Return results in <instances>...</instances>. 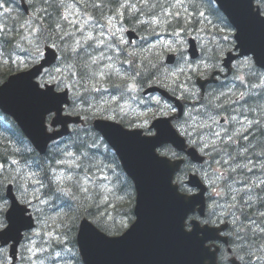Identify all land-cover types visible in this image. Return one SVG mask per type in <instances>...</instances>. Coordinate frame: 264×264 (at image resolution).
I'll return each mask as SVG.
<instances>
[{
  "label": "trees",
  "instance_id": "obj_1",
  "mask_svg": "<svg viewBox=\"0 0 264 264\" xmlns=\"http://www.w3.org/2000/svg\"><path fill=\"white\" fill-rule=\"evenodd\" d=\"M28 2L32 9V17H28L20 11L16 0H0V83L9 74L21 69L25 63L39 55L42 44L50 38L56 37L61 38L59 45L66 50L72 49L73 53L76 51L75 54L80 59L71 61V64L84 66L82 75L85 79L90 74L85 69H88L90 64L98 62V59H100L98 63L102 67V72L105 74L113 76L114 68L117 65L124 71L126 61L129 60L134 65L132 71L135 74L134 77L138 75V80L141 81L144 77L147 79L155 77L154 74L148 75L154 71L152 66L156 63L153 58V50L137 51L132 58L120 54L119 57L123 58V61H118L116 60L118 54H109L116 42L82 39V42L75 44L73 38H62L60 29L63 23L61 24L60 21L59 0H28ZM75 4L83 10L82 18L88 22V25L90 23L101 25L108 20L107 18L112 19L117 16V19L123 21L127 27L131 26L139 31L146 40H150L154 34L155 25L150 22L153 16L160 18L158 24L160 26L157 25V29L160 28L161 32H169L178 28L182 31L181 35L184 36L189 33L194 34L191 29L196 30L199 27L206 28L208 26L206 20L201 17L204 14L209 15L215 21L225 22L210 0H184V2L179 1L175 5L170 0H86L82 3L80 0L79 2L75 1ZM34 16L35 24L30 25ZM162 18L164 21H161ZM39 24L41 27L38 26ZM221 45L223 43L214 40L212 48L215 50L211 53L214 54ZM80 48L82 49L80 50ZM29 54L34 55L33 58ZM216 55L215 53L213 57H219ZM105 59L110 60V64L104 67L102 64ZM142 81L147 80L143 79ZM261 87L258 86L257 89L260 90ZM261 91V94H257V122L261 123L257 126V151L262 155L261 163L257 162L261 174L257 173V184L253 183L250 186L252 197L248 200L255 202L257 207L246 206L245 209H241L240 216L242 224L248 228L251 227L253 221L257 222L254 240H251V243L264 250V88ZM9 122L10 124L6 125L0 120V179H7L9 176L20 179L22 173L17 172L19 168L17 164L22 167L23 172H33L39 182L43 180L41 191L36 195H40V200L44 204L43 215L46 220L51 218L52 225L57 223L60 227H63L64 224L68 227L62 238L56 237L51 243H43L46 246L41 248V253L36 257L35 262L44 261L46 264L53 253L68 249L70 240L74 242L77 220L83 216L92 219L99 228L106 232H117L120 223L116 224L114 220L105 219V213L108 214V212L103 207L100 192L98 191V194L96 188H92L91 193L84 192L86 189L81 185V178L77 186L68 185L76 182L81 176V172L77 170L69 173L70 176L63 186V189L69 192L62 196L61 188L54 181L55 168L60 170L61 166V157L58 158L57 151L52 157L41 158L24 139L14 123ZM87 145H89V140L84 135L77 137L71 143L72 150L79 158H76L79 162L91 155L85 148ZM242 163L235 164V166L239 167L240 164L244 167L246 164ZM245 177L244 172L239 171V177L235 175L234 180H242ZM246 179L248 178L246 177ZM19 181L21 182V180ZM11 183L14 184L16 190V180H12ZM31 187L32 185H24L27 194L31 193ZM127 191L133 201L130 186ZM28 204L32 205L33 203L28 202ZM126 212H130V210L127 209ZM35 216L39 220L40 216L37 213ZM110 216L116 220V214H110Z\"/></svg>",
  "mask_w": 264,
  "mask_h": 264
},
{
  "label": "water",
  "instance_id": "obj_2",
  "mask_svg": "<svg viewBox=\"0 0 264 264\" xmlns=\"http://www.w3.org/2000/svg\"><path fill=\"white\" fill-rule=\"evenodd\" d=\"M215 1L220 10L229 17V21L239 29L236 41L241 53H253L256 64L264 67V20L251 14L250 0ZM46 62L44 60L28 72L11 76L0 87V108L14 118L22 132L41 153L51 140L66 133L67 124L60 116L64 98L53 93L56 97L52 96L51 89H48V94H45L47 89L37 91L38 86L33 82L39 74L40 66ZM33 73L37 75L33 76ZM62 98L59 111L61 122H57L56 116L52 122V126L61 125L62 129L50 135L46 134L44 115L59 108V99ZM160 123L158 121L155 128ZM95 128L113 146L124 170L134 182V213L137 222L120 237L108 238L83 220L78 234V246L84 264H204L209 249L205 243L212 240V236L205 231L204 239H198L196 233L201 231L198 227L191 234L185 233L183 221L190 210V202L170 186L169 165L153 155L150 141L156 137L143 141L134 136L136 133L101 122H97ZM178 142L176 147L182 150L183 143L180 140ZM192 158L197 160L193 155ZM194 183L200 192L189 198L197 199V211L201 212L204 189L193 179L188 184L192 186ZM8 193L11 194L10 191ZM10 212L11 207L6 213V219ZM9 219L12 220L11 230L23 227L20 230L22 231L32 226L30 217H24L28 222L22 220V211L19 214H10ZM18 233L11 240L14 242L13 247L19 241Z\"/></svg>",
  "mask_w": 264,
  "mask_h": 264
},
{
  "label": "clouds",
  "instance_id": "obj_3",
  "mask_svg": "<svg viewBox=\"0 0 264 264\" xmlns=\"http://www.w3.org/2000/svg\"><path fill=\"white\" fill-rule=\"evenodd\" d=\"M251 14L255 17L260 18V12L261 10H264V0H250ZM224 13V12H223ZM225 14V13H224ZM225 19H229L227 15H225ZM233 30L239 31L238 27L232 22ZM221 51L223 48L228 47V45H221ZM254 57L253 53H246L244 54L243 63L245 65H250L252 62V58ZM40 59V56H36L33 58V62L38 61ZM186 63V61H185ZM217 67H220L217 65ZM221 71H223V68H220ZM33 76H36V73L32 74ZM47 76H51V71L46 73ZM43 86V81H41V87ZM37 91L40 92V90L37 88ZM195 91V90H193ZM51 92V90H50ZM49 90L45 93L48 94ZM51 95L56 97L55 95ZM60 104L59 108L53 109L47 113H45L44 117L51 118L53 115L57 117V122L60 123L59 119V111H60V105L63 103V98L59 99ZM165 108H170L169 105L165 104ZM175 110V109H171ZM147 123V121L145 122ZM153 132L156 134V139L151 140V147L153 155L161 161L166 162L169 165L170 168V177L169 182L170 186L174 188L178 195L182 191H187L188 193H194L197 190V185L194 183L192 186H189L185 183L186 180H188L193 174L196 175H202L201 169L195 164L189 157H184V162L181 164L172 163L171 161L180 159V154L178 151V148L176 147L178 145V140L175 136V133L172 132L171 128L168 127L167 124L160 125L153 129ZM159 150L160 155L157 156L156 152ZM161 156L168 157L167 159H161ZM12 180H16L17 187H16V195L20 199L21 203H27V191L24 189L23 184L19 181V179L9 176L7 179H0V244L6 243L12 239H14L17 235V233L23 228H17L15 230H11L12 220L9 219L10 214H19L22 211V220L24 222H28L24 219V214L26 212V209L20 208L14 199H12V195L7 192L6 185L11 182ZM186 201L190 202V210L187 212L184 221H183V228L185 231L186 227V221L190 222L192 220H199V223H188L187 226L194 229L197 226L201 231L197 232V238L198 239H204L205 231L208 233L214 234L209 228H201V224L205 225H212L215 224L216 221L213 219V216H215V213H211L208 217L201 219L196 214V204L197 199H190L188 196H183ZM11 207V212L8 213L7 219L4 217V212ZM129 220L133 221V225L137 222V216L130 215L128 217ZM132 225V226H133ZM6 229V231H4ZM187 233V232H185ZM193 233V232H191ZM188 233V234H191ZM224 235H230L229 233H223ZM208 240V239H207ZM206 249V248H204ZM234 255H237L241 261H244L245 254L242 252H235ZM231 255L226 251L222 250L220 253H215L213 250L207 249V258L204 260V264H229Z\"/></svg>",
  "mask_w": 264,
  "mask_h": 264
},
{
  "label": "flooded vegetation",
  "instance_id": "obj_4",
  "mask_svg": "<svg viewBox=\"0 0 264 264\" xmlns=\"http://www.w3.org/2000/svg\"><path fill=\"white\" fill-rule=\"evenodd\" d=\"M214 93L218 92L215 91ZM246 93L252 92L246 91ZM209 99H212V97ZM209 102L211 101L209 100ZM213 102H217V100L214 99ZM241 104L242 105L234 108L231 107L230 103L227 104V102L224 101L223 105L227 111L229 110L231 114L230 118L233 122L232 128L228 131L227 136L233 139L236 142L235 145L237 146L233 149L228 147L219 148L212 146L210 147V154L219 161H224L225 158L228 159L229 163L226 165L230 167L227 168V173L229 175H231L230 169L234 163L237 164L244 162L246 164L244 167L239 165L240 172L243 171L247 177L252 180L254 179V182L257 183V169L251 168V170L254 171H250L245 168L251 163L252 159H257V94L253 93V97L247 96V99H243ZM253 145L255 148L252 149ZM237 168L238 167H235V170L236 172H239ZM230 180L231 178H229L228 181ZM252 180L249 182H252ZM231 184L233 183H227L228 188H230ZM248 202L249 203L246 204L247 206L257 207L256 203L251 201Z\"/></svg>",
  "mask_w": 264,
  "mask_h": 264
},
{
  "label": "bare ground",
  "instance_id": "obj_5",
  "mask_svg": "<svg viewBox=\"0 0 264 264\" xmlns=\"http://www.w3.org/2000/svg\"><path fill=\"white\" fill-rule=\"evenodd\" d=\"M75 1H77V2H79L80 0H75ZM75 1H72V0H61V2H60V5L59 6H61V10H60V12H61V14L65 11V10H67V9H69V8H71L73 5H75ZM84 1H86V0H81V3L82 2H84ZM58 4V3H57ZM82 16H83V14H82ZM74 19H73V21H75V22H73V23H65V24H68V26H70V27H66L65 28V33H64V35L62 36V38L63 37H65V38H69V39H72L73 38V41H74V43L75 44H77V43H80V42H82V39H84V38H81V36H83V34H81V33H84V32H90V33H93V32H101L102 33V30H103V28H104V26H105V24H106V21H104V23L103 24H101V25H99V24H92V23H90L89 25H88V22H86L85 20H84V18H82L81 17V15L80 16H74L73 17ZM107 19H111V18H107ZM79 20H80V26H78L76 23L77 22H79ZM57 26V25H56ZM72 33H73V36H72ZM80 34V35H79ZM187 35H192V36H194V34H191V33H189V34H187ZM98 38V39H97ZM105 40L104 38H102V36H100V37H92L91 39H84V40H87V41H90V40ZM79 45V44H78ZM70 47V46H69ZM79 47V46H78ZM75 49V48H74ZM82 48H80V50H81ZM72 50V49H71ZM70 50V51H71ZM78 51V50H77ZM212 51H210V53H211ZM75 53H76V51H75ZM209 53V54H210ZM83 54V53H82ZM80 55V54H79ZM154 59H155V57H153ZM116 60H118V61H123V58L121 59L120 57H119V55L116 57ZM156 60V59H155ZM98 62H100V59H98ZM110 62V60L108 61L107 59H105V61H104V63L102 64V66H107L108 64H110L109 63ZM129 65V69L127 68H124L123 70L124 71H122V68L121 67H119L118 65L114 68V71H113V74H116V73H119V74H126L128 77L130 76V79L131 80H135V81H140V80H138V75H137V77H134V73H133V71L132 70H134V65H132V63H131V61H129V60H127L126 61V64L125 65ZM248 91H250V92H252V93H248V97H253V93H256V94H261V92H258V91H256V90H248ZM131 97H133L132 95H131V93H129V92H127L126 90H121V92L120 93H115V98L117 99V100H124V101H127L129 98H131ZM264 98V97H263ZM141 100V99H140ZM210 100V99H209ZM212 100H214V99H212ZM143 101H145V100H143ZM145 102H147V101H145ZM264 102V101H263ZM146 107V106H145ZM140 108H144V105H142ZM264 109V108H263ZM254 114V113H253ZM256 116H257V114H256ZM259 125H261V123H258L257 122V126H259ZM213 157V156H212ZM221 161V160H220ZM221 162H223V161H221ZM227 163H229V162H227ZM235 163L233 164V166L231 167V169H230V173H231V175H229L228 173H227V175L229 176L228 178H231V180L230 181H228L227 183H238V182H234V180L233 179H235V175L236 176H238L239 177V172H236V170H235ZM246 169H247V167H245ZM239 171H240V169H239V167L237 168ZM252 169H255V168H252ZM226 171H227V169H226ZM250 171H254V170H250ZM252 175H254V174H252ZM247 177V176H246ZM246 177H245V179H242V180H239L242 184H244V185H242L245 189H243L244 191H242L241 193H239V195L240 194H242V193H245V194H247V193H249L250 194V191H252V188H250V186H252L253 185V183L254 184H257V183H255L254 182V179H253V182H249L250 180H249V177H247L248 179H246ZM251 179V178H250ZM230 189H231V186H230V188H228V191H230ZM239 195H238V197H239ZM255 203V202H254ZM29 205V207H30V209H31V211L34 213V218L37 220V217L35 216V211L33 210V205H30V204H28ZM38 221V220H37Z\"/></svg>",
  "mask_w": 264,
  "mask_h": 264
},
{
  "label": "rangeland",
  "instance_id": "obj_6",
  "mask_svg": "<svg viewBox=\"0 0 264 264\" xmlns=\"http://www.w3.org/2000/svg\"><path fill=\"white\" fill-rule=\"evenodd\" d=\"M60 2H61V0H59ZM62 3V2H61ZM161 21H164V19L162 18L161 19ZM66 27H70V26H68V24H62L61 25V29H60V33H62L61 35L63 36L64 35V33H65V28ZM117 32H119V29L117 30ZM83 34V36H81V38H84V39H91L92 37H100L101 36V32H93V33H90V32H84V33H82ZM208 54L210 53V51L209 52H207ZM143 54V53H142ZM96 74H99V71L98 72H96ZM214 94V95H213ZM219 96L218 95V93H212L211 94V97L213 98V99H215L217 96ZM132 98L133 97H131V98H129L127 101H125L126 103L123 105V107L125 108V110H129V111H131V104H130V102L129 101H131L132 100ZM210 101L212 102V99H210ZM129 102V103H128ZM136 104L139 106V107H141L142 105H144V108H146L148 105H149V103L148 102H145V101H143V100H140V99H136ZM146 106V107H145ZM217 107V106H216ZM215 108V106L213 107V109ZM122 109V107L121 108H119L118 110L120 111ZM136 110V109H135ZM135 112V111H134ZM208 119V118H207ZM204 122V121H203ZM218 133V132H217ZM211 137H213V140L214 139H217V137H219L218 136V134H216L215 136H214V134H211V133H206L205 134V136H204V140L206 141V142H210V138ZM215 137V138H214ZM253 148H255V146L253 145L252 146V149ZM256 148H257V146H256ZM256 154H260L259 153V151H256ZM225 164H227V162H228V159L227 158H225L224 159V161H223ZM238 164V163H237ZM241 164H243V163H241ZM240 165V164H239ZM216 172H217V174H221L222 173V170H220V169H218V168H216ZM55 173V172H54ZM69 176L70 175H67V174H62V173H59V172H56V174H55V178L58 180H61V181H63L64 179H67V178H69ZM80 178H81V185H82V187H85L86 186V189H88V191H91V189L92 188H96V184H95V182L94 181H89V177L87 178L86 177V175L85 174H83L82 176H80ZM79 180V179H78ZM249 180L251 181L252 179H250L249 178ZM234 181H236V182H238V183H233V184H231L230 186H231V189H230V191H228V193H229V195H230V203H229V205H228V207H227V209L233 204V203H235V201H236V199H237V196L239 195V193H241L242 191H244L243 189H245L242 185V183L239 181V180H234ZM252 182H253V180H252ZM110 183L109 182H107V185H109ZM240 196V198L239 199H241V201H242V203H245V202H247V200H249V198H251L252 197V195L251 194H249V193H247V194H243L242 196L241 195H239ZM31 199L34 201V198L33 197H31ZM34 202H36V201H34ZM231 202H232V204H231ZM37 203V202H36ZM38 204V203H37ZM33 205V210L40 216L39 217V225H40V227L41 228H43L46 224H48V223H46L47 222V220H46V217L43 215V203H40V205L41 206H35L34 204H32ZM226 204H221L220 206H218L219 208H221L220 210H219V213L220 214H222L223 213V210H224V208H226ZM245 206H247V205H245ZM214 208H215V210L217 209V205H214ZM65 232H67L66 230H65ZM40 234V231L39 230H35V232H34V234H33V236L32 237H34L35 239L38 237V235ZM48 238H49V236H46L45 237V240H48ZM32 244H33V242H31L30 244H26L27 246V251H30V249H31V247H32ZM39 252H36V253H32V256H34V254H38ZM36 264H45V262L44 261H38V262H36Z\"/></svg>",
  "mask_w": 264,
  "mask_h": 264
}]
</instances>
